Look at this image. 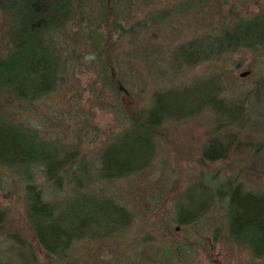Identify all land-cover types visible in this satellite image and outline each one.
Segmentation results:
<instances>
[{"label": "rangeland", "instance_id": "obj_1", "mask_svg": "<svg viewBox=\"0 0 264 264\" xmlns=\"http://www.w3.org/2000/svg\"><path fill=\"white\" fill-rule=\"evenodd\" d=\"M81 12V19L74 18L67 28L76 32L80 20L90 30L100 32L102 57L95 58L92 42L74 37L75 51L83 55L80 61L71 59L63 83L26 105L23 111L44 136L68 142L95 165L100 147L123 125L125 114L146 105L157 87L167 89L165 99L180 100L186 109H202L162 125L148 168L106 182L93 181L98 193L106 192L126 206L130 212L129 227L123 236L76 241L69 257L71 264H136L139 258L146 259L148 264H264V255L255 257L245 246L229 240L222 202H213L197 220L177 226L170 221L171 226L164 227L182 192L200 197V190H207L210 183L213 186L217 178L228 174L242 181L245 188L264 191L262 117L250 120L255 116L247 114L249 122L258 124L244 125L239 133L235 132L240 144L253 141L250 147H232L224 158L211 162L199 159V149L213 119L208 98L214 92L226 100L246 93L244 107L248 105L251 88L264 75V40L254 48L242 47L217 57L211 54L210 60L196 59L193 64L185 63L177 54L181 46L208 43L219 35L221 28H233L237 17H264V0H92L81 6ZM136 22L146 28L140 27L137 34H130L131 44L124 36L116 39L117 23L136 29ZM5 27V17L0 13V53L5 46ZM136 49H151L150 61L133 57L130 51ZM66 52H71L69 42ZM174 56L176 64L171 62ZM101 61L110 71L101 69ZM244 71L247 74L240 77L239 73ZM111 80L120 83V92L109 85ZM261 107L262 103L254 106ZM246 110L243 109V115L249 109ZM34 175L52 198L69 193L66 185L54 192L40 171L35 170ZM13 176L0 169V209L5 212L0 248L5 250L10 245L5 232L15 229L27 239L37 261L54 264L46 260L23 224L20 184ZM161 247L168 248L164 255ZM26 252L20 254L17 264H31ZM15 259L16 255L11 258Z\"/></svg>", "mask_w": 264, "mask_h": 264}, {"label": "trees", "instance_id": "obj_2", "mask_svg": "<svg viewBox=\"0 0 264 264\" xmlns=\"http://www.w3.org/2000/svg\"><path fill=\"white\" fill-rule=\"evenodd\" d=\"M83 1L92 2L0 0V13L6 21L3 35L5 46L3 53H0V169L7 170L18 179L23 224L46 260L54 264H71L69 257L76 241L97 236H123L130 223L129 210L106 192L98 193L93 188V181L101 179L106 182L148 168L155 154L158 130L162 125L177 122L202 109H186L180 100L176 101L172 97L170 100L165 99L167 89L157 87L146 105L125 114L123 125L100 147L95 165L68 142L59 137L44 136L37 126L25 118L23 111L26 105L63 83L70 70L71 59L80 61L83 55L75 51L74 37L92 42L95 58L102 57L100 32L95 28L90 30L80 20L76 32L67 28L74 18L81 19ZM237 18L233 28H221L219 35L208 43L190 42L187 46H181L178 57L185 63L193 64L191 62L196 59L210 60L211 54L217 57L224 52L242 47L254 48L261 44L264 40V17ZM136 23V29L129 26L124 28L117 23L114 28L116 39L124 36L128 45L131 44L130 34H137L140 27L146 28L144 24ZM67 42L71 47L69 54L66 52ZM130 53L133 57L148 61L152 55L151 49H136ZM172 61L176 64L177 57L174 56ZM101 69L110 71L106 69L105 63L101 64ZM142 79L145 77L142 76ZM109 85L115 92H120L118 81L111 80ZM209 89L213 93L211 86ZM250 93L252 96L246 107V93L226 100L214 92L208 98L207 105L212 109L213 119L199 149L201 161L222 159L229 150L234 149L232 147L237 149L254 144L251 140L240 144L235 132L239 133L244 125L258 124L257 121L247 120L246 115L249 113L255 116L250 120L256 117L264 120V75L254 83ZM259 103H262V107L255 109L254 106ZM243 109H249L245 115L242 114ZM35 170L40 171L54 192L66 185L69 193L52 198L35 180ZM210 184H207V190H200V197L192 192H182L164 227L168 229L170 221L177 226L197 220L213 202H222L224 227L229 240L245 246L255 257H262L264 191L245 188L242 181L230 174L217 178L213 186ZM4 218L5 212L0 209V232L4 231ZM21 234L15 229L5 232L10 245L5 250L0 248V264L19 263L23 251H27L26 256L29 253L31 264H41ZM161 248V255H164L168 248ZM15 255L16 259L12 261ZM151 260L154 262V259ZM136 264L148 263L146 259L139 258Z\"/></svg>", "mask_w": 264, "mask_h": 264}, {"label": "water", "instance_id": "obj_3", "mask_svg": "<svg viewBox=\"0 0 264 264\" xmlns=\"http://www.w3.org/2000/svg\"><path fill=\"white\" fill-rule=\"evenodd\" d=\"M246 74H247V71H244V72L239 73V76L242 77V76H244Z\"/></svg>", "mask_w": 264, "mask_h": 264}]
</instances>
